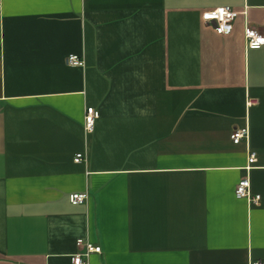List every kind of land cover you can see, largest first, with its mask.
Wrapping results in <instances>:
<instances>
[{"label": "crops", "instance_id": "0c3cea01", "mask_svg": "<svg viewBox=\"0 0 264 264\" xmlns=\"http://www.w3.org/2000/svg\"><path fill=\"white\" fill-rule=\"evenodd\" d=\"M0 2V264H264V0Z\"/></svg>", "mask_w": 264, "mask_h": 264}, {"label": "built area", "instance_id": "2783aa9c", "mask_svg": "<svg viewBox=\"0 0 264 264\" xmlns=\"http://www.w3.org/2000/svg\"><path fill=\"white\" fill-rule=\"evenodd\" d=\"M1 9V2H0ZM240 14L229 7H219L211 9L202 13L201 20L203 23L212 27L216 34L221 36H228L232 33L233 23ZM244 41L246 49L248 50H260L264 49V35L257 30L246 26L244 28ZM67 66L70 67H83L84 62L81 58L70 55L66 59ZM253 101H250L248 105H253ZM99 118V113L94 108H86L83 119V130L85 134H91L94 131L95 123ZM249 137L248 128L236 129L230 135V140L233 144L238 145L241 142H247ZM83 154H77L74 158L75 163H81L84 160ZM255 155L249 153L247 159V169H250L255 163ZM235 197L237 199H245L249 203H258L259 196L252 197L250 192V183L247 178L239 181L235 188ZM88 199L86 193L84 194H72L70 201L72 205H82ZM76 247L79 249L77 253L70 256V264H89V257L92 254H100L101 248L94 246L88 242H84L82 239L76 241ZM251 264H263L261 262H251Z\"/></svg>", "mask_w": 264, "mask_h": 264}]
</instances>
